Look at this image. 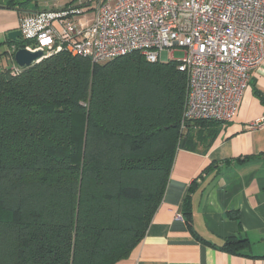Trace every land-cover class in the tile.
<instances>
[{
	"label": "trees",
	"instance_id": "1",
	"mask_svg": "<svg viewBox=\"0 0 264 264\" xmlns=\"http://www.w3.org/2000/svg\"><path fill=\"white\" fill-rule=\"evenodd\" d=\"M13 68L0 71V264L126 259L163 199L177 150L204 152L221 123L190 121L181 132L186 76L174 61L133 52L91 64L60 52ZM181 216L202 241L188 198ZM246 243L226 238L223 249Z\"/></svg>",
	"mask_w": 264,
	"mask_h": 264
},
{
	"label": "built area",
	"instance_id": "2",
	"mask_svg": "<svg viewBox=\"0 0 264 264\" xmlns=\"http://www.w3.org/2000/svg\"><path fill=\"white\" fill-rule=\"evenodd\" d=\"M84 15L72 5L25 15L21 43L10 54L19 46L91 64L133 52L149 62L174 61L186 76L181 132L190 121L230 122L264 58V0H95L92 19Z\"/></svg>",
	"mask_w": 264,
	"mask_h": 264
},
{
	"label": "crops",
	"instance_id": "3",
	"mask_svg": "<svg viewBox=\"0 0 264 264\" xmlns=\"http://www.w3.org/2000/svg\"><path fill=\"white\" fill-rule=\"evenodd\" d=\"M24 1L0 0V71L15 66L10 56L13 45L6 36L18 30L21 18L28 14L25 11L72 5L84 9L91 20L95 5V0H30L23 8L8 5ZM262 96L264 58L251 71L235 116L220 124L205 151L177 150L163 199L143 240L116 264H264V123L249 128L264 120ZM187 198L193 230L202 241L181 216ZM230 237L247 243L229 253L223 244Z\"/></svg>",
	"mask_w": 264,
	"mask_h": 264
},
{
	"label": "water",
	"instance_id": "4",
	"mask_svg": "<svg viewBox=\"0 0 264 264\" xmlns=\"http://www.w3.org/2000/svg\"><path fill=\"white\" fill-rule=\"evenodd\" d=\"M25 12L28 14L37 13L36 11H32V10H27ZM6 37L8 41L13 42L15 45H19L21 43L20 40L21 34L19 30L9 32ZM44 56L45 53L42 51L30 52L18 46V48H16V50L13 53L12 59L15 63V66L19 70H22L39 62Z\"/></svg>",
	"mask_w": 264,
	"mask_h": 264
},
{
	"label": "rangeland",
	"instance_id": "5",
	"mask_svg": "<svg viewBox=\"0 0 264 264\" xmlns=\"http://www.w3.org/2000/svg\"><path fill=\"white\" fill-rule=\"evenodd\" d=\"M56 3H58V2H56ZM31 7V6H30ZM43 7V6H42ZM32 8V7H31ZM31 8H29V9H31ZM92 16V14H89L88 16H87V18H90ZM174 57L175 58H181L182 57V53L180 52V51H175L174 52Z\"/></svg>",
	"mask_w": 264,
	"mask_h": 264
}]
</instances>
